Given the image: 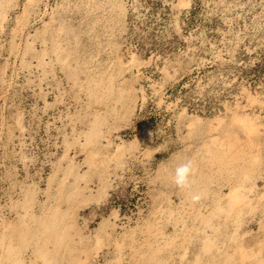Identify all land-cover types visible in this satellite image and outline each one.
Wrapping results in <instances>:
<instances>
[{
  "label": "rangeland",
  "instance_id": "1",
  "mask_svg": "<svg viewBox=\"0 0 264 264\" xmlns=\"http://www.w3.org/2000/svg\"><path fill=\"white\" fill-rule=\"evenodd\" d=\"M0 264H264V0H0Z\"/></svg>",
  "mask_w": 264,
  "mask_h": 264
}]
</instances>
